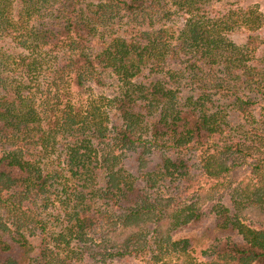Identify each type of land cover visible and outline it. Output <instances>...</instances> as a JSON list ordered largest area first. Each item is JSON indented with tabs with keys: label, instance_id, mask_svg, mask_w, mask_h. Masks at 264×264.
Returning a JSON list of instances; mask_svg holds the SVG:
<instances>
[{
	"label": "trees",
	"instance_id": "obj_1",
	"mask_svg": "<svg viewBox=\"0 0 264 264\" xmlns=\"http://www.w3.org/2000/svg\"><path fill=\"white\" fill-rule=\"evenodd\" d=\"M0 264H264L257 3L0 0Z\"/></svg>",
	"mask_w": 264,
	"mask_h": 264
},
{
	"label": "rangeland",
	"instance_id": "obj_2",
	"mask_svg": "<svg viewBox=\"0 0 264 264\" xmlns=\"http://www.w3.org/2000/svg\"><path fill=\"white\" fill-rule=\"evenodd\" d=\"M249 2H254L257 3L262 11V13L264 14V0H248ZM245 175V171L241 170L237 173V176L243 177ZM247 218H251V214H245Z\"/></svg>",
	"mask_w": 264,
	"mask_h": 264
}]
</instances>
